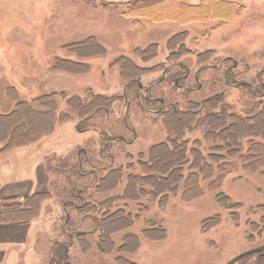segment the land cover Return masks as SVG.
<instances>
[{"label":"rangeland","instance_id":"rangeland-1","mask_svg":"<svg viewBox=\"0 0 264 264\" xmlns=\"http://www.w3.org/2000/svg\"><path fill=\"white\" fill-rule=\"evenodd\" d=\"M94 1L95 5L90 6L85 1L74 0H0V113L5 115L15 110V95L20 101L31 102L40 96L52 95L55 114L53 133L39 143L15 148L0 156V175L25 179L27 186L30 183L33 187L31 194L45 192L49 185L38 191L37 168L50 162L49 159L60 158L59 161L69 157V164L71 156L81 151L85 153L82 169L93 176L84 173L85 187L72 199L69 189L80 188L82 182L74 176V171L72 175L69 170V179L66 176L59 180L58 175L49 176L45 169L53 192L50 199L43 201L39 213L43 224L36 231L38 238L33 246L38 257L21 252L15 264H58L53 263L52 256L59 242L68 246V258L60 264H225L240 253L263 247L264 168L241 170L238 158L246 154L248 141L245 139L238 141L243 149L238 158L230 159L237 165L236 169L219 183L213 182L212 190L206 186L207 180L202 184L201 195L193 199L182 196L178 182L163 191L159 182L149 177L140 185L138 193L134 191L132 195L128 190L131 180L127 182L126 175H142L143 178L151 175L156 181L168 174L176 175V167L170 169V165L162 163L165 160L162 154L152 161L153 172L142 170L150 148L164 144L169 150L174 146L171 143L174 137L168 135L165 126V119L171 114L168 106H175L181 112L202 101L221 97L236 114L253 117L261 110L264 105V1L235 0L244 10L215 30L210 27L216 21L180 25L142 20L135 27L132 20L121 13L122 7L133 0ZM169 4L157 2L148 6L166 11L162 14L164 17L169 15L180 21L192 14L187 11L178 16L183 7L173 0ZM183 32L187 34L179 37L184 41L181 50L179 39L169 42ZM83 41L87 43L77 44ZM89 41L101 49L88 47ZM150 44L155 45L156 56L141 61L140 54ZM171 51L177 54L171 55L170 62ZM208 51L211 53H206ZM119 57L141 68L136 86L126 85L128 79L122 78L114 63ZM64 59L74 64L68 68L72 70L53 68L55 63L63 64ZM119 62L122 63V59ZM179 63L186 71L175 76ZM170 76L175 77L169 80ZM88 93L114 97L116 101L110 114L106 111L100 119H90L81 126L83 120L74 115L68 99L85 97ZM16 118L3 122L0 133L17 127ZM27 129L24 126L20 131ZM102 130L110 140L115 137L116 140L103 149L105 143L100 150L98 132L102 134ZM185 138L188 141L182 143L185 142L187 161L192 160L193 152L207 158L223 155L218 150L209 154L212 146L223 147L221 139L205 140L197 131L188 133ZM247 139L253 140L252 137ZM95 151L107 159L98 160L93 154ZM80 154L78 157L82 160ZM93 158L99 165L95 170L90 169ZM87 160L90 164H86ZM108 162L109 168L123 169L115 185L98 189V192L90 189L86 194L90 185L100 184L107 177L100 170ZM188 171L187 164L180 174ZM124 192L130 193L126 201H120L118 196ZM92 193L108 199L110 204L114 200L113 214L122 212L107 222L111 228L108 240L100 242L97 225L92 222L93 218L101 224V215L89 214L87 210L82 212L81 217L85 214V218L74 215L68 228L63 225L69 233L78 231L85 235L78 239L63 236L60 229L66 216L71 215L70 204L78 201L81 206L87 204V197ZM223 196L230 200L226 207L221 204L227 201H219ZM59 248L62 250L61 246ZM236 264H264V252L246 256Z\"/></svg>","mask_w":264,"mask_h":264},{"label":"trees","instance_id":"trees-1","mask_svg":"<svg viewBox=\"0 0 264 264\" xmlns=\"http://www.w3.org/2000/svg\"><path fill=\"white\" fill-rule=\"evenodd\" d=\"M74 1H85V4L87 5H95L94 0ZM173 1L176 4L178 3L177 5L183 7L182 11H180V14L178 16H183L184 13H186L187 11H190V14L192 13L191 16H186L184 17L185 20L180 21L179 19L169 18V15L167 17H164L162 16V14L166 11L162 12L159 8H149L148 6V4L150 3L153 4L157 2H159L161 5H170V0H133L132 2H129L122 7L121 13L123 16L127 17L128 19H131L135 27L139 26L142 20H146L151 23H177L180 25L216 21L215 25L213 27H210V30H215L220 28L222 25L228 23L236 16L240 15L241 12L244 10V8L241 7L240 4L235 0ZM216 6H221L222 8L218 9V7L216 9ZM148 12L158 15H156L157 17H153L147 14ZM216 12H218V17L216 16ZM202 15L204 16V18H199V16ZM159 17L163 18L157 19ZM183 34H187V32H183L180 35L177 34L170 40L169 43H172L176 39H179L178 45L181 50L184 49V41L179 38ZM84 43L85 41L79 42L77 44L82 45ZM87 46L100 48L99 45H96L95 42L92 41H89ZM156 53L157 51L155 45L150 44L146 48H144L139 58L141 59V61L145 62L155 57ZM206 53L211 52L208 51ZM172 54L175 55L177 53L171 51L168 60ZM121 59L122 63L119 62L121 61ZM62 61L63 62L61 63L63 64L55 63V65H53V68L61 71L72 70L68 69L70 67H73L74 64L72 62H67L66 59ZM169 61L171 62V60ZM114 63H116L115 65L118 67L119 73L121 74L122 78H124V80L128 79V81H125V83H127V86L131 88V86H136L138 84V79L140 77L141 71V68L138 65H133L128 59H125V57H119ZM177 65L178 66L176 67L174 72L175 76L182 75L184 71H186L184 67H181L182 64L179 63ZM175 76H170L169 80L173 79ZM127 86L126 89L128 90ZM7 94L10 95V92L8 91ZM87 95L85 97L77 96L68 99V102L70 104L69 107L74 113V115H77L79 117V120H83L80 124L81 126H85L88 123L87 121H89L90 119H100L103 114H106V111L110 114L112 112V105L116 101L114 97H104L95 93H88ZM15 97V110H12L9 114L5 115L3 113H0V122L2 121L0 123V128L3 122H12L14 121L15 117H17L16 119L18 122L16 124L17 127H9L4 132L2 131V133H0V156L9 153L15 148L20 149L34 144L41 140L43 137L49 136L51 133H53L55 129V125L53 123V118L55 115H53L54 100L52 99V95L40 96L36 98L33 102L23 100L20 101L16 95ZM169 108H171V110L169 111L171 112V114L169 118L165 119V126L168 135H173L174 137V139L171 140V143H173L174 146L172 149L169 150H167V147L164 146V144H160L158 146L150 148L147 153L148 160L145 161V166L142 170L144 171V173L153 172V167H151L152 161H155V158H157L159 154H162V156L165 157V160H163L162 163L165 166L170 165V169L176 167V175L171 177L168 174L165 175L163 180L156 181L157 178L149 174V176H145V178L141 177L142 175L132 176L130 174H127L126 181L129 182L131 180V182H129L128 184V190L131 193H128L132 194L134 191L138 193L140 185H142L143 181H145L146 178L149 177L150 180L152 179L154 182H159L160 187H162L163 191H167L166 187L172 186V183L178 182V184H180L182 187L181 193L185 199L196 198L201 195L202 184L205 185V183H207V180L208 183L206 186L209 190H212L213 184L216 181L219 183V181L223 180V178L228 173L232 172L231 170L233 168L236 169L237 165H235L230 159L238 158V154L241 153L243 150L240 143L238 142L239 139H245L246 141H248L246 146V154L238 158L241 170L254 171L264 168V105L261 106L260 111L254 113L253 117H249V115L247 114L246 116H243L240 114L233 113L231 111V108L223 103V99L221 97L210 98L206 101L200 102L199 105L191 106L189 110L181 112L177 111L175 106H173V108L168 106L167 110H169ZM191 124H195V126L191 128ZM220 125L223 126L220 127ZM24 126L28 127L27 131H20ZM94 131H96V129H94ZM194 131L200 132V134L205 140L221 139L222 141H224V145L222 148L212 146L209 150V154L211 155L213 150L222 151L223 155H212L211 158H207L201 155L199 152H193V158L191 160L192 164H190L191 161H187L184 156V150H186V146L185 142L182 143V141L187 142L188 140H186V138L184 139V136ZM101 133L102 134L98 132L99 140L97 143V147H99L100 150H102V145H104L105 143L107 144L104 145L103 149L109 146L111 142H113L103 130L101 131ZM26 136L30 137L28 139L23 140V138ZM247 137H252L253 140L249 141ZM79 154L81 155L82 160L78 157ZM79 154H73L74 156L70 155L71 161L69 162V164L72 165L71 167L68 166L69 157H65L67 158L66 160L65 158H61L62 160L59 161L58 159L60 158H57L54 161L49 159L50 162L44 164L49 176L52 175L54 177L55 175H58L60 177L59 180H62L67 176L69 179L70 170V174L73 175L72 171H74V176L77 179L82 180L80 188L69 189V191H72V199H76L77 195L82 193L81 191L78 193V191L83 190V188L85 187V178L83 177L86 174V169H82L83 165L81 164L82 161L85 160V153L80 151ZM93 154L99 157L98 160L104 161L107 159L103 157V154L101 152L97 153L95 151ZM108 154L110 155V152ZM72 157H74V162L72 161ZM166 157H170L171 159H166ZM109 159L111 161V158H108V160ZM93 162L94 163L92 165V168H90V165L87 166H89L91 170L98 169L99 165L96 163L95 158H93ZM86 164H90V162L87 160ZM187 164L189 167V171L185 175L180 174V171L182 169L185 170V165ZM219 164L221 166H218ZM109 166L110 163L108 162L105 168L103 170H100L101 172H103V176L107 175V177L104 180H101L100 184L95 183L93 185H90L91 187L89 186L87 188L86 194L89 193L90 189L95 192H98V189L105 190L115 185L118 173L121 174V171L123 169L122 167H120V169H113L112 167L109 168ZM88 173L90 172H87V174ZM50 181L51 180H49L48 183L49 190L45 192H36L22 198L11 197L7 198L6 200L0 201V223L11 225L28 224L32 219L38 217L43 201L47 198H51L52 196V182ZM174 189L177 190V188ZM174 189H172V191ZM127 194L125 192L120 194L118 196L119 199H121L120 201H126ZM87 198V204H82V206L81 204L79 205V201L75 204H70L71 215L66 216V220H63L62 226L60 225V232L63 236H66L69 239L71 237H77V239L83 237L85 235L84 233H79L78 231H71L69 233L67 228L69 227L68 223L71 224V222H73L72 219L74 215L77 217H81L82 212L87 210V212H90L89 214L98 213L99 216L101 215V224L93 221V218L92 222L94 226L97 225L98 238H100V242L107 241L108 234L111 230V228L107 225V222L110 218L114 219L113 217L116 216L117 213L120 212L121 215L122 212L117 211L113 214V209L111 208V205L114 203V200L111 201L112 204H110L108 199L100 198L95 193H92L90 197L88 196ZM219 201H227L225 205L221 204V206L223 207L228 206V203H230L229 198L226 196H223V198ZM120 215H118L117 217H119ZM81 218H85V214ZM63 225H67V228ZM60 246L62 250H60ZM59 247L56 251H54V255L52 256L53 263L57 262L58 264H60L61 261H65L68 258V246L64 244L59 245ZM59 250L60 252H58ZM64 251L65 254H63Z\"/></svg>","mask_w":264,"mask_h":264},{"label":"crops","instance_id":"crops-1","mask_svg":"<svg viewBox=\"0 0 264 264\" xmlns=\"http://www.w3.org/2000/svg\"><path fill=\"white\" fill-rule=\"evenodd\" d=\"M36 180L38 182V191H42V188H47L50 177L47 176L43 165L37 168ZM27 183L25 179L20 180L18 177L9 178L8 176L0 175V201L11 197H25L31 194L33 187L30 183L27 186ZM39 217L25 225L0 223V264H15L20 260L21 252L28 255L33 254L34 258L38 257L33 246H35L38 238L36 231L43 224L41 217ZM47 228L48 225L45 226V229ZM31 259L32 257L27 260L31 261Z\"/></svg>","mask_w":264,"mask_h":264},{"label":"water","instance_id":"water-1","mask_svg":"<svg viewBox=\"0 0 264 264\" xmlns=\"http://www.w3.org/2000/svg\"><path fill=\"white\" fill-rule=\"evenodd\" d=\"M263 252H264V246L263 247H259V248H255V249H250L248 251H245L243 253L238 254L237 256H235L233 259L229 260L225 264H236L238 261H240L241 259L245 258L246 256H249V255H252V254H256V253H263Z\"/></svg>","mask_w":264,"mask_h":264},{"label":"flooded vegetation","instance_id":"flooded-vegetation-1","mask_svg":"<svg viewBox=\"0 0 264 264\" xmlns=\"http://www.w3.org/2000/svg\"><path fill=\"white\" fill-rule=\"evenodd\" d=\"M109 137H110V136H109ZM119 138L123 141V139H122L121 137H119ZM115 140H116V137L112 139L113 142H115ZM20 198H22V197H20ZM49 199H50V198H49ZM21 225H25V224H21ZM64 243H65V242H63V243H62V242H59V243H56V245H64ZM50 245H51V243H50ZM50 245H49V246H50ZM51 246H52V245H51ZM50 262H51V261H50ZM46 264H48V263H46Z\"/></svg>","mask_w":264,"mask_h":264},{"label":"bare ground","instance_id":"bare-ground-1","mask_svg":"<svg viewBox=\"0 0 264 264\" xmlns=\"http://www.w3.org/2000/svg\"><path fill=\"white\" fill-rule=\"evenodd\" d=\"M160 18H163V17H159V18H157V19H160ZM29 137H30V136H26V137L23 138V140L28 139Z\"/></svg>","mask_w":264,"mask_h":264}]
</instances>
